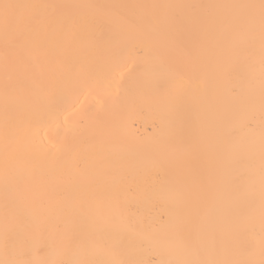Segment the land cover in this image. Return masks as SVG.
Listing matches in <instances>:
<instances>
[{
    "label": "bare ground",
    "instance_id": "1",
    "mask_svg": "<svg viewBox=\"0 0 264 264\" xmlns=\"http://www.w3.org/2000/svg\"><path fill=\"white\" fill-rule=\"evenodd\" d=\"M0 264H264V0H0Z\"/></svg>",
    "mask_w": 264,
    "mask_h": 264
}]
</instances>
